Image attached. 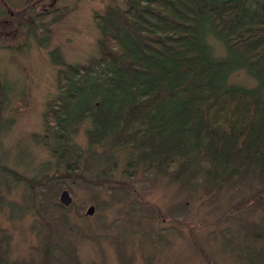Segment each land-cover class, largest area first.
Masks as SVG:
<instances>
[{
	"label": "rangeland",
	"instance_id": "obj_1",
	"mask_svg": "<svg viewBox=\"0 0 264 264\" xmlns=\"http://www.w3.org/2000/svg\"><path fill=\"white\" fill-rule=\"evenodd\" d=\"M34 1L0 5V263L253 264L248 254L264 258V183L253 172L211 189L205 181L191 185L188 173L178 181L168 174L127 177L121 164L112 177L98 178L112 165L86 153L77 172L64 177L66 164L56 170L58 161L35 142L45 131L46 105L58 95V67L49 53L86 65L99 52L95 18L126 9L127 0ZM44 6L48 14L33 21ZM30 27L36 35L27 33ZM205 41L214 60L229 58L213 34L206 32ZM227 81L255 86L245 70ZM86 126L74 139L83 152ZM63 191L72 200L68 207L59 203Z\"/></svg>",
	"mask_w": 264,
	"mask_h": 264
},
{
	"label": "trees",
	"instance_id": "obj_2",
	"mask_svg": "<svg viewBox=\"0 0 264 264\" xmlns=\"http://www.w3.org/2000/svg\"><path fill=\"white\" fill-rule=\"evenodd\" d=\"M95 21L99 52L86 65L49 53L58 95L35 142L58 161L56 170L66 164L64 177L77 172L86 153L112 165L98 178L121 164L127 177L178 181L188 173L191 185L211 189L250 172L264 183V0H127L126 9H107ZM206 32L222 42L227 60L213 59ZM27 33L36 35L33 27ZM238 70L253 88L228 83ZM84 124L83 152L74 139Z\"/></svg>",
	"mask_w": 264,
	"mask_h": 264
},
{
	"label": "flooded vegetation",
	"instance_id": "obj_3",
	"mask_svg": "<svg viewBox=\"0 0 264 264\" xmlns=\"http://www.w3.org/2000/svg\"><path fill=\"white\" fill-rule=\"evenodd\" d=\"M19 1V0H18ZM20 1H22L23 2V0H20ZM28 0H24V2H27ZM46 1L47 0H35L34 1V3L32 4L33 6H37V5H39V4H42V3H44V4H46V5H48L47 3H46ZM17 2V0H0V5L2 6V3L3 4H6V5H17L18 3H16ZM45 7V8H44ZM44 7H42V11L39 13H37V14H35V16L34 17H36V19H38L39 17H41V18H45V16H46V14H48V10H47V8H46V6H44ZM34 17H33V21H34ZM41 20V19H40ZM38 29H40L39 28V26H38ZM42 32H43V29H42Z\"/></svg>",
	"mask_w": 264,
	"mask_h": 264
},
{
	"label": "water",
	"instance_id": "obj_4",
	"mask_svg": "<svg viewBox=\"0 0 264 264\" xmlns=\"http://www.w3.org/2000/svg\"><path fill=\"white\" fill-rule=\"evenodd\" d=\"M71 198L69 196V193L67 191H63L60 195L59 198V203L64 206V207H68L71 204ZM93 207H89V209L86 212V215H92L93 214Z\"/></svg>",
	"mask_w": 264,
	"mask_h": 264
}]
</instances>
